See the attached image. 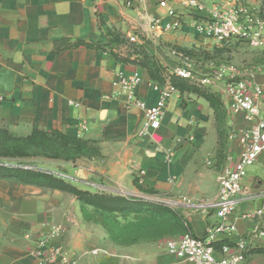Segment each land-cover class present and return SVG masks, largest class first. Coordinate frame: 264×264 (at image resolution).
Masks as SVG:
<instances>
[{"label": "crops", "instance_id": "obj_1", "mask_svg": "<svg viewBox=\"0 0 264 264\" xmlns=\"http://www.w3.org/2000/svg\"><path fill=\"white\" fill-rule=\"evenodd\" d=\"M158 1L131 0L127 5L126 0H0V131L12 138H25L33 130L58 131L87 142L97 155L82 166L56 160L46 170L67 176L73 186L91 193H156L177 200L191 235L201 238L217 219L200 206L216 199L223 171L239 156L240 146L229 134L252 126L242 114L229 110L225 84L216 86L221 69L200 80L204 84L194 83L220 96L225 120L220 122L204 98L174 87L160 128L145 138L137 136L143 111L126 109L124 99L115 96L112 81L118 72L137 71L142 78L137 96L153 106L159 91L148 70L117 58L139 61L140 52H145L161 67L163 85L177 68L189 65L193 51L210 52L243 41L220 45L197 35L183 0L170 3L181 16V26L164 32L161 27L172 19ZM203 2L208 11L241 6L260 13L262 6V0ZM130 34L138 37L137 44L128 42ZM61 40H81L98 48L80 46L54 53V44ZM238 75L253 76L263 84L264 73ZM224 126L228 136L222 139ZM247 172L245 192L260 197L239 204L234 217L261 207L264 154ZM98 216L68 193L0 178V264H36L31 239L53 226L62 228L60 242L71 251L74 264H192L166 249L167 241L178 240L183 232L127 241L113 235ZM235 223L237 235L252 244L251 249L264 248V241L252 235L255 225L264 226V215ZM248 264H264V254H249Z\"/></svg>", "mask_w": 264, "mask_h": 264}, {"label": "built area", "instance_id": "obj_2", "mask_svg": "<svg viewBox=\"0 0 264 264\" xmlns=\"http://www.w3.org/2000/svg\"><path fill=\"white\" fill-rule=\"evenodd\" d=\"M130 1L126 0V4L128 5ZM173 1L176 0L158 1V7L164 9L167 16L172 19L170 24L161 27L164 32L176 31L181 26V16L170 5ZM182 5L192 15L190 25L197 35L210 38L220 45L239 40L252 48L264 47V16L260 13H254L241 6L208 11L203 0H183ZM152 24L158 26L159 21L153 20ZM127 40L131 44H137L139 41L135 34L128 35ZM223 74L224 71L221 69L216 77L221 79ZM171 75L190 82L205 83V80L196 81L187 66L177 68ZM141 81L142 78L137 71L130 74L118 72L112 85L115 96L124 99L126 109L138 108L143 111L144 121L137 136L145 138L160 128L162 116L169 100L175 95L176 89L168 79L163 85L153 83V87L159 91V98L155 105L147 106L137 96V87ZM225 92L229 98V110L234 114H242L244 120L252 126L229 134V139L236 141L240 146L239 156L230 167L223 171L216 199L200 206L203 210L213 212L217 221L206 228L201 238L187 232L178 240H169L166 243L168 253L192 264H248V252L252 244L237 235L235 220L255 221L264 215L263 200L261 207L234 217L239 204L260 197L258 194L246 193L243 181L248 168L256 163L260 155L264 154V119L261 117L264 75L262 85L257 84L253 76L231 77L225 83ZM69 104L79 106V103L69 102ZM0 166L42 171L66 181L70 180L65 175H56L51 171L21 163L0 162ZM141 178L142 172L139 173L138 184L142 183ZM137 197L156 203L176 206L180 204L176 200L156 193H137ZM62 235V228L53 226L47 233L31 239L34 244L33 254L37 258L36 264H74V260L70 258L71 251L60 242ZM252 235L255 239L264 241V226L255 225ZM28 239H30L29 236Z\"/></svg>", "mask_w": 264, "mask_h": 264}, {"label": "rangeland", "instance_id": "obj_3", "mask_svg": "<svg viewBox=\"0 0 264 264\" xmlns=\"http://www.w3.org/2000/svg\"><path fill=\"white\" fill-rule=\"evenodd\" d=\"M264 6L259 8L260 15L264 16ZM205 53V54H203ZM189 65L187 66L195 78L200 81L205 77H211L216 71L222 69L224 74L220 81L216 83L217 87H222L231 77L237 78L241 73L245 71H251L258 75L264 73V49H257L250 47L247 43L237 42L231 46H223L212 50L210 52L193 51L189 54ZM236 74V75H233ZM194 84V82H191ZM198 87L204 88L210 97H212L213 106L216 108V115L220 119V122L225 120L224 105L220 96L212 94L210 88L207 86L198 85ZM201 88V89H202ZM223 125V124H222ZM227 138L228 132L225 129L222 133V139ZM16 143L7 140L6 136L0 131V162L6 163H21L35 167L40 170H46L45 167H51V163L58 159L51 158L54 155V151L48 147L31 148L25 152L20 151L16 148ZM17 152H23L24 156H17ZM97 155V150L94 146L88 145L82 147V149L76 151L75 148H71L69 156L74 161H65L73 164L75 167L82 166L86 162V159ZM64 161L63 159H59ZM248 177V172L245 178ZM140 194V192H138ZM121 195V194H120ZM129 199H137L154 205H159L170 211H173L180 216L181 208L180 205L164 204L146 201L135 194L121 195ZM177 201V200H176ZM179 202V201H178ZM100 221L107 225L113 235H118L125 238L127 241H131L135 238L146 237V236H172L175 233L182 232L180 224L176 219L165 213V214H100L97 217ZM121 225V228L118 227Z\"/></svg>", "mask_w": 264, "mask_h": 264}, {"label": "trees", "instance_id": "obj_4", "mask_svg": "<svg viewBox=\"0 0 264 264\" xmlns=\"http://www.w3.org/2000/svg\"><path fill=\"white\" fill-rule=\"evenodd\" d=\"M262 6H264V0H262ZM264 8V7H263ZM84 46L86 48H98L97 45L88 44L84 41L77 40L70 42L68 40H61L54 44V53H58L63 49L77 48ZM142 58L139 61L129 60L126 58H117L121 62H128L131 64L140 65L148 70L152 81H156L158 85H162L160 81L161 67L157 62L148 56L145 52L141 51ZM169 83L181 92H189L199 97L204 98L210 106L216 111L213 106L212 97L208 92L194 84H191L187 80L180 79L174 75L168 76ZM202 88V89H201ZM214 94V93H212ZM7 140L16 143L20 151L25 152L31 148L48 147L54 151L53 159H63L64 161H74L69 156L71 148H75L76 151L87 147L89 144L77 138H70L66 135L58 132H44L39 130H33L32 133L25 138H12L2 131ZM23 152H17V156H24ZM0 178H6L18 182L20 184H31L48 189L60 190L74 196L82 205L90 206L94 209L96 214H169L173 216L181 226L183 233L190 232L189 226L186 222L177 216L173 211H170L159 205H154L137 199H129L121 195H112L105 193H91L84 191L73 186L69 181L55 177L54 175L42 171H35L22 168H10L0 166ZM107 226V225H106ZM108 227V226H107ZM109 229V227H108ZM110 230V229H109ZM248 254H264V248L250 249Z\"/></svg>", "mask_w": 264, "mask_h": 264}]
</instances>
